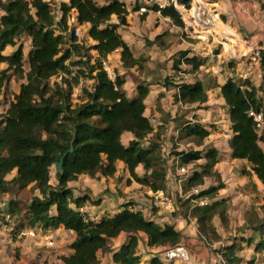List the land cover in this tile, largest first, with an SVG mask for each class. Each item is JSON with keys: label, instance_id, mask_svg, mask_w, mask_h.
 <instances>
[{"label": "trees", "instance_id": "1", "mask_svg": "<svg viewBox=\"0 0 264 264\" xmlns=\"http://www.w3.org/2000/svg\"><path fill=\"white\" fill-rule=\"evenodd\" d=\"M177 2L189 7L191 0ZM138 5L129 8L120 0H105L101 4L95 0H61L57 4L59 15H56L51 0H0V95L4 94L10 76L22 80L0 114V198L9 190L16 193L21 189L29 197L25 203L8 199L15 203L7 212L18 221L12 225L14 235L24 224L52 229L63 227L75 233L71 252L60 255L61 264H98V250L110 253L111 264H172L157 254L143 259L137 250L138 233L145 234L146 245L150 247L180 243L181 233L171 223L160 225L140 211L124 208L111 215L103 213L96 219L81 214L77 208L88 196H72L67 184L80 174L95 178L113 176L119 160L128 171L127 181L133 178L151 190L165 189L166 168L156 140L163 126L154 131L144 114L148 86L138 84L135 94L127 96L123 76L115 73L111 79L103 66L116 49L123 65L140 64L141 59L133 56L118 31L119 26L127 24L129 9H137ZM146 7L159 11L178 26L184 25L181 13L173 5L152 3ZM261 7L264 8V2ZM113 16L115 22L111 20ZM73 18L78 25H85V39L89 44L73 34ZM6 46L12 49L5 52ZM182 62L188 68L182 69L179 66ZM202 63L199 56L188 55L184 49L172 57L171 68L176 72H194ZM258 64L264 69V51ZM228 65H232L231 61ZM84 80H90V86L83 85ZM77 86L80 94L74 101L73 90ZM175 86L174 99L186 107H198L207 100L206 87L199 79ZM217 86L231 130L227 139L229 155L246 160L250 167L243 173L255 174L264 185V136L256 134L248 115L249 109L264 106V86L261 96L248 78L229 76ZM124 131L132 135L127 144L121 141ZM209 133L197 120L180 122L178 139L190 138L200 148L180 151L177 155L181 165L198 163L199 167L192 168L182 192L203 185L207 176L213 180L198 193L191 194L190 199L206 198V204L187 205L198 232L212 243L223 239L213 223L215 217L228 229L229 204L227 198L217 197L224 184L214 170L217 150L204 143ZM145 139L149 144H141ZM70 146L72 149L64 156L61 168L56 169L55 162ZM138 165L143 168L141 175L136 172ZM13 169L15 174L7 179L5 176ZM88 201L99 202L92 198ZM186 208L181 210L183 215ZM0 219V224L8 223L5 216L1 215ZM247 228L252 229L248 236L243 234ZM121 232L125 239L114 249L112 238ZM225 238L228 241L215 249L224 264H241L243 258L239 252L245 246L252 247L259 254L257 261L264 264V217L253 212L246 222L236 226L233 235ZM255 261L252 256L247 264Z\"/></svg>", "mask_w": 264, "mask_h": 264}, {"label": "crops", "instance_id": "2", "mask_svg": "<svg viewBox=\"0 0 264 264\" xmlns=\"http://www.w3.org/2000/svg\"><path fill=\"white\" fill-rule=\"evenodd\" d=\"M120 1H123L129 8L133 7L136 4V2H133L131 0ZM196 1L197 0H193L194 3ZM214 2L217 11L219 12L220 16H222V18L224 19V23L232 31L236 32V35L246 37L250 36V40L264 45V8H261L260 5V3L264 2V0H214ZM176 9H178V11L181 13V7L178 6ZM132 12H135L137 14L138 11L137 9H129L128 15H132ZM148 13H153V15L159 16V18L162 19V22L164 21V23H166L169 31L173 34V36L176 38V41L178 42V50L186 49L188 50V55L196 54L197 56H199V58L203 60V63L194 72H176L175 70H173L177 73V76H181V79L172 80V83L170 82V80H168L169 83L167 84L170 85H167V87L162 85V92L165 93H163L162 97L160 98V101H162L161 106L166 112V114L170 112L171 115L168 116L170 117V119L174 118L175 109H177L178 107H186L180 101L174 99V94L177 92V87L175 86V84L179 82H190L195 79L201 80L204 84V79L194 78L195 75H198L199 72L203 69L204 71H211L216 74L218 71V65H216V63L219 61L214 54L217 51H221L224 55L222 61L225 65L221 67L223 68V71L221 73L216 74L217 78L214 85L205 86L207 92V100L203 103V105H206L207 108L205 110H202L201 112L199 107H196L195 110H192V112L197 113V116L195 118L190 119L201 122L210 130V133L204 139V142L207 141L208 143H210L211 146H213L217 150L218 160L214 164V170L219 173L221 182L224 184L223 187L218 190L217 197L227 198L229 204L227 210L228 229H224L223 226L220 224V221L215 217L213 223L216 227L217 232L223 237V239L208 243L206 239L198 232L196 220L190 214L189 207H191L192 203L186 209L185 215L181 213L182 209L178 208L179 206L177 204L174 210L171 211H168L163 207H153L150 211L152 220H154L160 225L171 223L174 228L181 233L180 242H184L186 244L190 252V256L192 258V264H224V260H222L220 254L215 249L218 248L224 242L228 241L225 237H227L228 235H233L235 233L236 226L246 222L248 216H250V214L252 215L253 212H255L258 217H264V185H262V183L255 176V174L243 173L244 169H249L250 167V164L246 160L232 158L229 155L227 139L231 134V130L229 127L227 109L224 105V100L221 96L217 84L224 82V80L229 76H236L237 78H241V73L246 71L248 76L247 78L256 87L257 93L261 96V87L264 86V69H262L259 64H252V66L250 67L246 65V63L244 62V58L239 56L244 48L240 43L237 44L236 47V57L230 58L227 54L226 44H224L226 42H224L222 46H216L213 42H209L208 39L206 40L204 38V34H196L195 28L186 27L185 24L182 26H178L174 24L169 17L163 16L160 14L159 11H154L148 7L147 11H145L141 16H149L150 14L148 15ZM128 15L127 24L119 26L118 29H121L125 26H129ZM111 19L113 21H116L115 16H113V18ZM182 20L183 22L187 21L186 19ZM186 24L189 25L187 22ZM79 26L85 29V25L79 24ZM239 29L242 30V32ZM122 31H126V37L121 31L119 32L121 33L122 37L125 39L129 48L132 51L133 44L130 41L132 39L130 35L131 33L129 30ZM227 44L229 46L230 42ZM164 47H167V44H165ZM11 49V46H6L5 52H9ZM113 52H118L119 57L118 49L112 51L110 54H112ZM110 54L107 57L108 59ZM133 56L136 57L135 55ZM229 61H231L232 63V65L230 66L228 65ZM179 66L182 69L188 68V65L183 62L180 63ZM235 67L236 69L234 70ZM226 71H228V73H226ZM19 80L20 82L22 81L21 79ZM210 90H213L212 94ZM134 94L135 92H132L130 95H126L133 96ZM170 95L172 98L169 99L168 96ZM212 95L216 96L217 102L221 105V108L218 106L216 107L213 102ZM150 96L152 97L153 94L152 89L149 88V92L146 98L144 99V114L146 116V109L153 102H151ZM155 100L156 99H154V104L156 102ZM262 101H264V98H262ZM192 106L195 105H191L189 107ZM214 117H216L215 120L213 119ZM149 120L151 125L153 126V130L155 131L158 126H155L154 123L151 122V119ZM212 122L218 124V126L211 127L209 123ZM163 124L164 122L162 121V126ZM178 126L179 125L170 129L168 127V135L171 134L174 135V138H178ZM123 135H126L125 141L122 140ZM131 138L132 135L128 131H124L121 134V141L123 144H127ZM175 156L173 158L178 157V155L176 157ZM201 161L203 160H200V162ZM120 166L124 168L128 174V171L125 168L124 164L119 160L116 161V172L113 176H100L99 178H95L87 174H80L77 179L69 181L67 183L68 186H70L72 189V196L86 194L88 196V199H98L99 202L91 203L90 207L91 213L96 214L97 217L101 216L103 213L108 214L109 210H112V213L121 211L125 203H131L136 200L139 201L140 196L135 193L132 195H128L123 194L122 192H118V195L115 194L114 196V194H112L111 192L104 191L101 194L97 193V195L87 184L89 183V181L92 180L99 182L100 180H106L113 177L117 178ZM139 167L142 168L141 165H138L136 167L137 173ZM14 174L15 169H13L5 177L7 179H10L13 177ZM128 176L129 174L126 177L128 178ZM230 177L232 178V180H230ZM127 178H125L126 183L128 182ZM77 185H79V187ZM80 188H87V190L80 191ZM165 189L166 191L170 190L171 193L173 191L182 193L181 185L177 181L172 180V177L168 175H166ZM26 193L27 192L22 189L19 191L17 190L16 193L13 190H9L5 192L0 198V216H5V219L8 220L7 224H0V264H42L44 261L47 264H61L60 255H66L71 252L70 243L75 237V233L72 230L65 229L63 227H57L52 229L34 226L33 228L36 231L35 235L32 236L28 234H23L21 237H18L17 233L19 231H25L26 229L31 228L24 224L23 226H19L17 228V231H15V235L11 232L12 225L14 223H18V221L15 220L14 217L10 218L8 216L7 212L9 207L11 206V203L8 201L9 207H4L2 202L3 200H5V198H16L21 202L25 203L29 198ZM88 199L86 201H88ZM0 222H2L1 219ZM251 233L252 229L247 228L243 231V234L246 236ZM138 236L139 243L137 250L143 259L149 258L150 256L154 255L153 252L161 248L150 247L146 245V236L144 233L139 232ZM46 237L52 239L51 244H47ZM124 239L125 234L123 232L119 233L116 237L112 238V248L117 249ZM239 255L243 258L241 264H247V259H250L252 256L256 258L255 264H262L257 261L259 258V254L254 252V250L250 246H245L239 252ZM97 258L99 260L98 264H111L109 252H103L101 250H98Z\"/></svg>", "mask_w": 264, "mask_h": 264}, {"label": "rangeland", "instance_id": "3", "mask_svg": "<svg viewBox=\"0 0 264 264\" xmlns=\"http://www.w3.org/2000/svg\"><path fill=\"white\" fill-rule=\"evenodd\" d=\"M60 1L61 0H51V5L56 15L58 13L57 4ZM95 1L101 4V3H104L105 0H95ZM161 1L162 0H160V2ZM200 1L201 0H199L198 2ZM192 4H194L193 0H191L190 2V7L192 6ZM190 7L186 8V11H184L183 9L181 11L182 16L185 19L186 18L188 19L189 18L188 16H190ZM143 13L144 12L142 13L137 12L136 14L135 12H132V15L130 16L128 15L129 16L128 17L129 26L122 27L123 29L122 28L118 29V31H121L124 34V36H125L126 31H122V30L130 31L131 33L130 35L132 37L130 41L133 44L132 53L137 58L141 59L140 64L134 65L131 67L125 66L119 60L118 52H113L112 54H110L109 59L107 58L103 62V66L105 63L112 70V73H113L112 78H114L115 73H119L123 76L125 80L124 85H123V89L125 88L124 89L125 94L130 95L132 92H136L137 85L141 83L146 84L150 89H152L153 96L152 97L150 96L151 98L150 100L151 102L152 101L153 102L151 103L150 106L147 107L146 114L148 118L151 119V122L154 123L155 126H162V121L164 122L163 132H162V128H160V137L156 138V140L159 141L161 160H163L164 162V165L166 168V175L176 180L181 175L177 173L175 169V158L173 157L175 155L177 156V152L200 148V146L196 145L190 138H182L178 140V138H174V135H171V134L168 135V127L169 129L174 128L177 125H179V123L182 121L191 120L190 118H195L197 116V113L192 112V110H195L196 107L195 106H192V107L187 106L184 108L178 107L177 109H175V115L173 119H170V117H168L171 115L170 112L168 111L169 113L166 114V112L162 108L161 106L162 101H160V98L162 97V94L165 93V92H162L163 91L162 85L167 87V85H170V84H167L169 83L168 80L172 81V80L181 79V76H177V73L173 71V69L170 66L171 57L175 55L177 50L179 49L178 42L176 41V38L173 36V34L169 31L166 23H164V21L162 22V19H160L159 16H155L153 15V13H148V15L150 14L149 16L142 17L141 15ZM71 15L72 14L70 13V16ZM210 15L212 16L213 20L215 21L217 20L216 16H214L211 13ZM219 17L224 22V19L222 18V16H219ZM72 31H73V34L75 35L74 27ZM240 31L242 32V30ZM76 36L84 44H89L87 42V39H85V29L84 28L81 27L80 33ZM165 44H167V47H164ZM216 65H219L222 67L225 64L217 62ZM25 68L27 69L26 64H25ZM235 69L236 67L234 68V70ZM251 70H248V71H251ZM222 71H223V68L218 69L216 74L221 73ZM226 73H228V71H226ZM216 74L211 71H204L203 69L199 72L198 75H195L194 78H202L204 79L205 86H211V85H214V83L216 82V78H217ZM53 79H55V77H53L52 80ZM19 83H20L19 79L10 77V80L6 84L4 95H0V114L6 108L7 102L11 98L12 94L17 91ZM90 84H91L90 80L83 81V85L90 86ZM210 91L212 94L213 90H210ZM79 94H80V86H77L73 90L74 101L77 99ZM212 97H213V102L216 105V107L218 106L221 108V105L217 102L216 96L212 95ZM168 98L169 99L172 98L171 95L168 96ZM154 99H156L155 104H154ZM198 107L201 110V112L202 110H205L207 108V106L203 104L199 105ZM213 119L215 120L216 117H214ZM209 125L211 127L218 126V124L213 123V122L209 123ZM122 140L123 141L126 140V135H123ZM204 143L210 145V143H208L207 141H205ZM141 144L147 145L149 144V141H147L146 139L142 140ZM188 167H189L188 170L190 173L192 171V168L199 169L198 163H194V164L191 163L188 165ZM142 172H143V169L139 167L138 174L141 175ZM51 175L53 177V171ZM127 175L128 174L126 170L120 166L119 173L117 175L118 177L120 176L119 178L113 177V178H109L106 180H100L99 182L92 180V181H89V183L87 184L89 185V187L92 188V191L95 192L96 194L97 193L101 194L104 191L111 192L112 194H114V196L115 194L118 195V192H122L123 194H128V195H132L135 193L140 196L139 202L147 201L149 198L151 189H149L147 186L141 185L139 182L135 181L133 178H131V180L126 183L125 178H127L126 177ZM204 180L205 181L203 185H201L202 188H204L205 186L213 182L212 178L208 176L205 177ZM230 180H232L231 177H230ZM85 182H88V181H85ZM183 184H184V180H181L180 181L181 188H183ZM77 186L79 187V185ZM85 190H87V188H80V191H85ZM168 193L173 195V197L176 199V204L179 206L178 208L182 210H185L184 208L188 207L187 205L192 203V200L190 199L191 195L189 194V190H186L185 192H182V193H178L176 191H173L171 193L170 190H168ZM2 203L4 207L6 206L9 207L8 198H5V200H3ZM14 204L15 203L13 202L10 205H14ZM108 214L109 215L113 214L112 210H109ZM153 253L156 254L157 250Z\"/></svg>", "mask_w": 264, "mask_h": 264}, {"label": "built area", "instance_id": "4", "mask_svg": "<svg viewBox=\"0 0 264 264\" xmlns=\"http://www.w3.org/2000/svg\"><path fill=\"white\" fill-rule=\"evenodd\" d=\"M136 2L138 5L137 11L139 13L147 11V4L158 3L160 6L164 5H173L175 8L178 6L181 7L184 11L186 8L183 4L178 3L177 0H132ZM152 1V2H151ZM182 11V10H181ZM212 13L216 15L217 20H213L212 16L209 14ZM220 14L216 9V5L214 0H198L192 4L190 7V16L184 22L186 27L195 28L196 34H204L205 39L209 40V42H213L214 45L222 46L226 44L227 47V54L230 58L236 57V47L237 44H242L244 47L241 51L240 57L244 58V62L248 67L252 64H258L260 60V53L264 51V45H261L258 42H254L250 40L249 37L246 36H238L236 32L232 31L219 17ZM182 17V16H181ZM182 19H185L184 17ZM74 21V31L75 35L80 33V26L77 24L76 19L73 18ZM186 22L189 24L187 25ZM226 25V26H225ZM233 40V41H232ZM229 46L227 43H229ZM216 58L220 63H223L222 59L224 55L221 51H217L215 54ZM104 69L107 72V75L111 78L113 76L112 70L104 63ZM218 69H221V66L218 65ZM246 71L241 73V78H247ZM248 115L251 116L255 131L258 136H264V106L261 109H249ZM175 169L177 173L181 176L178 179L172 178V180L177 181L180 184L181 180H185L187 176L190 174L188 165H181L179 163V158H175ZM166 181V180H165ZM201 186H195L190 188L189 194L193 195L199 192ZM192 204H206V198H196L191 199ZM176 206V199L173 197L172 194L168 193L165 189H157L151 190L150 195L147 201H133L131 203H126V205L121 209L124 208L128 211H140L146 218L151 219V209L153 207H163L164 209L171 211L174 210ZM91 202L85 201L83 202L77 209L81 214L87 215L89 218L96 219L98 218L96 214L91 213L90 211ZM4 226V225H3ZM2 226V227H3ZM23 234L28 235H35L36 231L33 227L26 229L25 231H19L17 233L18 237H21ZM47 244L52 243V239L46 237ZM160 258H162L165 262H171L172 264H192V258L190 256V252L184 242H180L174 246H164L157 250L156 253Z\"/></svg>", "mask_w": 264, "mask_h": 264}, {"label": "water", "instance_id": "5", "mask_svg": "<svg viewBox=\"0 0 264 264\" xmlns=\"http://www.w3.org/2000/svg\"><path fill=\"white\" fill-rule=\"evenodd\" d=\"M71 149H72V147L70 146L66 151H64V152L62 153V155L60 156L59 160L55 162L56 169H60V168H61V166H62V161H63L64 156H65L66 153H67L68 151H70Z\"/></svg>", "mask_w": 264, "mask_h": 264}, {"label": "bare ground", "instance_id": "6", "mask_svg": "<svg viewBox=\"0 0 264 264\" xmlns=\"http://www.w3.org/2000/svg\"><path fill=\"white\" fill-rule=\"evenodd\" d=\"M210 14V13H209ZM212 14V13H211ZM214 15V14H213Z\"/></svg>", "mask_w": 264, "mask_h": 264}]
</instances>
